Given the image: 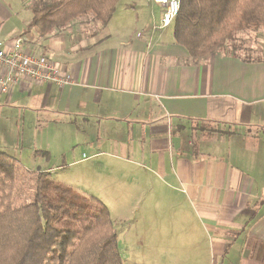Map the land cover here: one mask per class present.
I'll return each mask as SVG.
<instances>
[{
    "label": "crops",
    "instance_id": "crops-1",
    "mask_svg": "<svg viewBox=\"0 0 264 264\" xmlns=\"http://www.w3.org/2000/svg\"><path fill=\"white\" fill-rule=\"evenodd\" d=\"M119 2L104 26L88 14L40 34L27 6L11 11L0 0L5 48L21 37L23 49L73 80L60 88L24 80L0 92V151L53 176L64 166L43 168L50 156L87 149L82 158L94 157L99 171L133 181V201L181 200L173 207L182 218L162 227L169 258L264 264L263 35L244 52L234 33L195 59L174 41L173 22L149 34L161 5L140 0L131 11ZM184 240L195 253L170 252Z\"/></svg>",
    "mask_w": 264,
    "mask_h": 264
},
{
    "label": "trees",
    "instance_id": "trees-1",
    "mask_svg": "<svg viewBox=\"0 0 264 264\" xmlns=\"http://www.w3.org/2000/svg\"><path fill=\"white\" fill-rule=\"evenodd\" d=\"M40 34L90 14L104 26L118 0H22ZM173 39L192 58L240 28L264 26V0H181ZM0 264H123L107 206L0 151Z\"/></svg>",
    "mask_w": 264,
    "mask_h": 264
},
{
    "label": "rangeland",
    "instance_id": "rangeland-1",
    "mask_svg": "<svg viewBox=\"0 0 264 264\" xmlns=\"http://www.w3.org/2000/svg\"><path fill=\"white\" fill-rule=\"evenodd\" d=\"M2 1L10 4L11 11H13L14 5L18 9H20V6L24 7L22 0ZM139 1L120 0L118 9H121L126 2L134 6L126 5L128 10L138 11ZM14 10H16L15 7ZM14 15L17 16V14ZM263 27L259 26L257 33H251L245 29L234 32L236 33V43H239L242 47L240 48L241 51L245 52V48L252 45L255 48L257 44H260L262 35L264 40ZM172 28L170 26L169 30ZM70 150L72 151L69 156H50L48 162L46 163L45 161L43 163V168H56L63 165L64 169L57 170L53 174L57 180L66 183L85 195L97 196L103 201L109 209L113 220L123 264H186L187 258H182V261H178L175 257H168L167 254L169 252L167 251L168 247L165 239L170 237L164 236L165 230L162 228L166 222H174L180 217L182 218V214L185 213L180 207H173L181 204V200L178 197L173 195L170 203H166L163 199L164 196L161 198L157 195L158 199L156 202L146 199L144 203L139 204V202L133 201V194L137 192V189L131 179H125L123 181L125 184L122 185V179L117 176V170L116 173L109 172L107 169L99 171L94 157L82 158L83 153L90 156L87 149L76 145L70 147ZM157 186H160V184ZM124 188L128 190L127 194ZM134 199H136L135 196ZM188 218L190 219L191 216L188 215ZM181 229V226L175 227V230H179V233H181ZM188 242V240H184V243L180 245L171 243L169 250L171 253L182 251L191 255L195 253V249L192 247L193 243L189 242L188 244ZM183 245L184 247H182ZM186 247L188 250H186Z\"/></svg>",
    "mask_w": 264,
    "mask_h": 264
},
{
    "label": "built area",
    "instance_id": "built-area-1",
    "mask_svg": "<svg viewBox=\"0 0 264 264\" xmlns=\"http://www.w3.org/2000/svg\"><path fill=\"white\" fill-rule=\"evenodd\" d=\"M163 7L160 22L150 28L149 34L169 26L180 8L181 0H151ZM140 36V33L137 34ZM31 83H54L59 88L72 83V78L60 66L42 54L27 51L22 47V38L6 49L0 41V92H7L22 81Z\"/></svg>",
    "mask_w": 264,
    "mask_h": 264
}]
</instances>
